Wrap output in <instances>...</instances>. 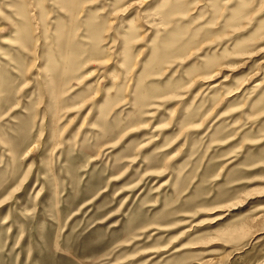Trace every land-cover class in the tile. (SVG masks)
Instances as JSON below:
<instances>
[{
  "label": "rangeland",
  "instance_id": "374dc122",
  "mask_svg": "<svg viewBox=\"0 0 264 264\" xmlns=\"http://www.w3.org/2000/svg\"><path fill=\"white\" fill-rule=\"evenodd\" d=\"M0 264H264V0H0Z\"/></svg>",
  "mask_w": 264,
  "mask_h": 264
},
{
  "label": "bare ground",
  "instance_id": "6f19581e",
  "mask_svg": "<svg viewBox=\"0 0 264 264\" xmlns=\"http://www.w3.org/2000/svg\"><path fill=\"white\" fill-rule=\"evenodd\" d=\"M239 230L241 231L239 234H244V232H246L245 231L246 227H241V228H239ZM239 230H238V232H239Z\"/></svg>",
  "mask_w": 264,
  "mask_h": 264
}]
</instances>
